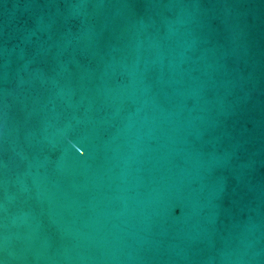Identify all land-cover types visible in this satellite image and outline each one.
<instances>
[{"label":"water","instance_id":"95a60500","mask_svg":"<svg viewBox=\"0 0 264 264\" xmlns=\"http://www.w3.org/2000/svg\"><path fill=\"white\" fill-rule=\"evenodd\" d=\"M0 264H264V0H0Z\"/></svg>","mask_w":264,"mask_h":264}]
</instances>
